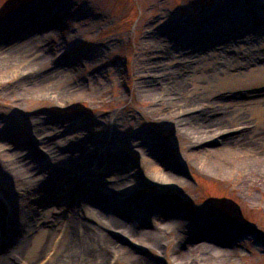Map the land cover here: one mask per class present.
<instances>
[{
  "label": "rangeland",
  "instance_id": "obj_1",
  "mask_svg": "<svg viewBox=\"0 0 264 264\" xmlns=\"http://www.w3.org/2000/svg\"><path fill=\"white\" fill-rule=\"evenodd\" d=\"M232 9L244 17L236 19ZM39 22L46 23L42 37L40 28H30ZM9 25L18 32L10 33ZM206 27L231 45L225 43L221 51ZM250 32L256 33L246 39ZM32 35L34 44L0 69L5 135L0 143L30 153L32 175L41 178L19 190L20 199L57 218L58 227L69 205L95 196L84 184L112 194L106 188L111 175L131 172L134 195L125 192L117 199L154 228V237L168 239L163 247L126 244L141 262L264 264V0H0V37L14 43ZM29 81L43 89L28 91ZM196 113L209 126V136L220 132L219 124L236 138L232 146L239 154L226 161L222 175L199 160H181L193 142L182 138L178 117ZM23 120L43 128L54 153L37 149L31 134L22 131ZM139 140L158 149L160 165L178 170V183L135 177L142 147L134 141ZM193 146L216 151L222 143L211 137ZM59 153L70 158L57 160ZM5 172L0 163L4 207L13 193L10 185L2 187ZM138 198L140 207L132 204ZM151 205L174 215L171 233L165 232L171 224L148 210ZM121 218L134 221L130 214ZM182 220L193 228L182 232L177 224ZM37 224L39 230L53 226L43 218ZM212 229L219 239L209 236ZM186 234H193V249L174 255ZM10 243L0 236V247ZM47 246L36 249L41 263L51 258L43 256Z\"/></svg>",
  "mask_w": 264,
  "mask_h": 264
},
{
  "label": "bare ground",
  "instance_id": "obj_2",
  "mask_svg": "<svg viewBox=\"0 0 264 264\" xmlns=\"http://www.w3.org/2000/svg\"><path fill=\"white\" fill-rule=\"evenodd\" d=\"M230 9L231 7H229V10ZM230 14L236 19L239 16L241 18L244 17V14H240V12L233 9L230 11ZM14 24L17 23H13V25ZM13 25H9V32H18L15 31L16 28H14L16 25ZM242 26L245 27L246 24L242 23ZM30 28H36L35 30L40 28L38 34L42 37L45 35L44 30L46 29V23L39 22V25L34 24L33 27ZM212 28H207L206 32L211 35V39H215L216 46H218L221 51L225 43L231 45L232 40L222 43L219 34L216 35V33L212 31ZM252 32L247 34L245 38L250 39L251 35L254 36L256 32L253 34ZM241 39L243 40L244 38L241 37ZM34 41H36L34 35L19 39L14 43H10L6 39L0 37V69L11 66L12 62L15 61V59H13L16 57L15 54L20 53L21 49L25 47L32 46ZM26 88L28 91H41L43 89V84L29 81ZM178 119V129L183 131L182 138H188L193 142V145L210 140L211 137H215L217 142L220 141L222 143V147L216 151L203 150L192 145L194 148H186L182 154L183 158L181 160H183V162L184 160H188V162L191 163L199 160V163L201 162V165L205 166L211 173L219 175L226 173V161L228 159H233L234 154L236 157L237 154H239L235 147L232 146V144H234L232 141L235 142L236 138H233V135H229L226 130H223V126L219 124L215 125V129H221L220 132L213 135L210 134L209 136L210 128L208 125L202 123L199 113L189 116H180ZM215 120L219 121L220 117L215 118ZM22 123L25 124L22 131L31 134L34 141L33 144L35 146L37 145V149L38 147L41 150L45 148V151L47 150L54 153V150L50 146L51 144L47 142L46 134L42 135L44 131L42 127L34 123L31 124L29 121L25 120H23ZM4 136L5 135L0 132V138ZM134 142V145L141 144L142 147L141 161L139 167L135 169V177H141L143 180H151L152 182L162 184H176L179 182L181 176L177 173L178 170H176V168L166 169V163L165 165L159 164L155 157L158 153V149L155 148L154 145H150L152 147H147V144L141 140ZM247 144L248 142L241 143L237 150L240 152L244 151ZM113 156H117V154H113ZM29 157L30 153H24L22 150H14L7 144L0 143V163L3 166V170L6 171L4 180H7L6 183L2 184V187L7 190V187L9 189L11 186V190L13 191L11 196H9L10 198L8 197L9 204L6 207L2 206L0 203V236L5 235V238L11 242L8 247H0V264H111V262H113V264H118L120 260H124L128 262V264H145L144 261H140L139 257L135 255V252L126 244L135 243L142 246L159 245V247H163L168 241L164 235L154 237L152 235L155 231L154 228H147L145 225L146 223L141 221L143 220L142 216L132 215L134 213L132 211L129 212V207L123 206L122 201L117 199L118 195L125 192H131V194L134 195L133 190L135 185L130 181L131 172L119 171L117 174L111 175L106 188L109 189L112 194H107L104 187L98 186L95 183L84 184L87 189L95 193V196L82 198L81 203L75 204L74 207L69 205V213L64 214L66 218L59 220L60 224L58 227L55 226L58 221L57 218L53 219L52 216L43 215L40 209L34 205L26 204L25 200L18 197L19 190L31 187L29 184L41 179L39 178L36 180L37 177L32 175L35 164H32L31 158ZM55 158H57V160L67 161L70 158V154L59 153L58 155L56 154ZM106 171L110 172L107 169ZM85 179H87L86 175L82 177L81 185H83ZM104 194L105 197H107L106 201L98 198V196L101 197ZM140 200L139 198L135 199L132 201L134 202L132 204L140 207ZM73 202H75V200ZM155 207V205H151L148 210L151 211L153 216L159 219L162 224L170 225L172 220H174L172 217L174 215H170L166 212L164 213V211H158L159 208ZM44 213L46 212L44 211ZM128 214L134 218V221L122 220L121 217ZM42 218L47 221L48 226L53 225V230L52 227L46 230H39L37 223H39ZM184 219L186 220V218ZM185 220L177 223L178 227L183 229L182 232L187 231V227L190 229L193 228L192 225H185ZM10 223L13 225L11 229L8 227ZM55 228L57 229L55 230ZM173 228L174 225L171 224L165 227V232L171 233ZM208 233L211 238L219 239V237H217L218 233L215 232L214 229ZM192 237L193 234L181 236L174 255H179L181 257L185 255L186 249L192 250L193 247L189 243V239ZM118 239L124 240L123 243L125 245L119 243ZM224 240L227 239L224 238L223 241ZM45 245H48L46 247L47 252L43 256L51 255V258H49L48 262L41 263L42 257L39 258L40 254L36 249H43ZM209 245H211L214 250L219 249V245L213 241H211ZM184 247L185 249L181 250Z\"/></svg>",
  "mask_w": 264,
  "mask_h": 264
}]
</instances>
